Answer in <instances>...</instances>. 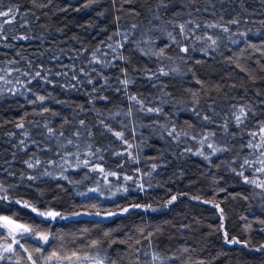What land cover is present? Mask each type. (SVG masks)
<instances>
[{
  "label": "trees",
  "instance_id": "trees-1",
  "mask_svg": "<svg viewBox=\"0 0 264 264\" xmlns=\"http://www.w3.org/2000/svg\"><path fill=\"white\" fill-rule=\"evenodd\" d=\"M165 2L169 4L167 9L157 8L159 0H37V5L46 7L33 5L31 0H0V10L19 6L21 13H29L26 27L20 28L22 18L18 17L15 24L5 27L8 39L0 41V64L18 61L13 67L21 70H27L28 61H31L33 70L42 64L46 69L51 68L53 73L62 70L61 64H76L77 68L84 67L94 75L88 67L92 51L101 46L102 52H107L108 43L123 40V35L113 36L118 30L122 34L131 33L130 42L119 50L126 60H113L109 52L107 60L111 64L108 67L101 70L99 65H93L108 77L110 87L100 93L107 96V100L96 99L88 103L86 93L91 91V85L65 90L33 81L29 87L35 94L51 93L53 97L46 100L44 106L59 113L58 116L46 113L41 117L34 114L41 110L40 105L29 103L35 99L31 92L20 88L23 94H10L5 90L0 95V183L7 188L8 196L13 201H28L39 210L51 209L66 214L103 213L119 211L134 204L151 205V208H132L128 213L108 219L77 217L41 223L40 218L28 208L6 201L0 205V215L33 225L38 231L52 232L54 238L45 246V255L54 249L79 248L82 254L98 251L101 256L107 257L105 264L111 261L136 264L137 254L133 249L141 248L149 253L148 257L141 255V261L150 260L151 254L156 252L163 258V264H264V249H261L264 245V191L246 184L243 177L237 175L244 158H255L250 156L251 150L242 145H247L251 139L248 133L257 130V122L264 121V0ZM156 14L160 16L159 21L152 19ZM189 19L201 24L196 34L208 32L214 38L220 36L215 51L209 50L205 55L200 50L204 45L191 38L185 42V46L189 47L186 55L179 53L175 45L166 50L171 60L149 58L136 49L134 42L146 29L173 31L170 21L184 22ZM232 19H239L240 24L228 25L229 33L204 27V23L222 21L227 24ZM133 24L138 25L136 30L131 29ZM240 32L246 34L240 36ZM233 33L237 34L232 36L237 41L235 44L228 38ZM25 34L31 35L32 39H11L12 35ZM152 35L155 38L154 50L169 43L168 37L158 31ZM110 36L112 41L108 39ZM41 37L44 39L41 40ZM84 49L87 51L83 52ZM76 53L81 55L74 59ZM53 54L59 55L60 61L51 59ZM160 67L170 74L149 79L148 75ZM122 69H126L127 78L132 81L126 92L117 91L118 80L124 78ZM172 69L178 71L173 72ZM17 77L18 74H13L10 79L15 83ZM52 79L60 84H65L67 80L66 77L55 76ZM94 83L100 88L104 81L96 79ZM129 95L145 101L147 107L162 108V113L140 112L139 105H136L131 118L123 115L131 103ZM197 99L199 104L194 107ZM57 100L67 103H56ZM209 104L219 113L211 123L202 119L205 115L212 116ZM238 104L251 105L255 116L250 115L242 129L233 124L229 133H225L218 125L230 115L229 108ZM78 105H82L84 111H80ZM115 113L121 114L112 119ZM21 118L23 130L16 128ZM46 119L58 132L63 131L66 137L76 131L78 125L64 124L65 119L85 120L93 136L88 138L84 135L80 143H91L94 148L102 149L101 166L108 172L115 171L117 175L108 176L106 182L99 172L76 168L74 159L68 161L73 166L63 170L67 179L61 178L60 168L46 163L39 169H27L23 161L33 154L45 162H61L57 141L54 138L45 139V135L41 134L42 127L37 126L43 125ZM100 119H104L115 131L127 125L125 138L139 146L131 149L137 160L113 154L123 151L124 146L109 133L101 135L102 128L97 123ZM133 127L136 128L135 139L131 131ZM172 127L188 135L174 140L167 135V130ZM23 131L30 133L26 150L19 147V142L25 139ZM205 132L216 133L208 143L226 146L230 151L211 155V150L200 144ZM9 133L15 135L10 137ZM233 133L235 138L231 135ZM198 151H202L203 156L195 154ZM153 163L158 167L144 181V191L138 190L132 180L123 179L124 176L135 178L137 169L141 173L151 171ZM233 168L235 172L231 170ZM45 170L53 175L40 176ZM8 172L14 175H8ZM28 175L40 178L28 180ZM244 175L254 178L251 169H245ZM9 185L13 187L9 188ZM92 188L98 191L88 192ZM82 192L87 196L79 195ZM172 196L177 199L168 204ZM220 210H223V219ZM105 233L109 235L105 236ZM149 233H152L149 237L151 249L145 239ZM225 233L228 240L235 238L240 243H227ZM92 240L100 241L98 249L87 247ZM137 240L141 243L136 244ZM22 243L29 251L37 246L31 239ZM17 259L13 255L11 261H0V264H16ZM156 264H161V261Z\"/></svg>",
  "mask_w": 264,
  "mask_h": 264
},
{
  "label": "snow or ice",
  "instance_id": "snow-or-ice-1",
  "mask_svg": "<svg viewBox=\"0 0 264 264\" xmlns=\"http://www.w3.org/2000/svg\"><path fill=\"white\" fill-rule=\"evenodd\" d=\"M125 2H128V0H125ZM190 2H195V0H190ZM31 3L33 5H37V0H31ZM39 7H46V5H37ZM169 6L168 3L165 2V0H159V3L157 5V8H165L167 9ZM2 8V6H0ZM151 11V9H149ZM196 11H200V9H196ZM204 11H207V9H204ZM28 12L21 13L19 10V6H12L8 7L7 10H0V41H5L8 39V36L5 34V27L8 25H13L17 22V18H22V23H20V28H24L28 25L29 21L26 19L28 16ZM138 15V13H136ZM176 15H180L177 13ZM38 19V17H37ZM119 19V17H117ZM153 20L159 21L160 16L158 14L154 15L152 17ZM170 24H172L173 31H165L164 28L156 29V28H149L146 29L144 34H142L141 38L136 40L135 47L138 51H140L143 55L151 57H156L158 60H171L172 58L167 56L166 50L172 46L175 45L178 48L179 53L187 54L189 52V47L185 46V42L188 41L190 38L202 42L204 45L200 50L204 52L205 55L209 53V50L215 51L218 47V41L220 39V36H216L214 38L213 35L209 34L208 32H205L204 36H198L196 35V31L201 27V24L198 21L194 20H185L184 22H173L170 21ZM264 23V22H262ZM149 24L151 25V20L149 21ZM240 20L239 19H232L228 21L227 24H224L221 22H212V23H204V27L206 29H218L220 33H229L230 28L228 25H239ZM138 28V25L133 24L131 25L132 30H136ZM178 30V31H177ZM159 32L162 35H166L168 37L169 43L165 44L163 48H160L159 50H154L155 46V38L152 35L153 32ZM246 33L240 32L238 35L244 36ZM123 35V40H117L115 44L108 43L107 44V52H102L101 46H97L94 51H92L90 59L88 61V67L91 68V73L94 75H91L88 71L85 70L84 67L77 68L76 64L72 65H63L61 64L60 71H56L53 73V70L51 68H44V66L38 65L35 70H33V66L31 61H28V68L27 70H21L19 67H13V65L17 64L18 61H8L6 64H0V95L4 93L5 90H7L10 94H23L20 92V88H23L26 92H31L35 99L29 101V103L33 104H39L41 107V110L39 112L34 113L35 115H39L41 117H44L45 114H50L51 116H58L59 113L51 111L48 107L44 106V102L46 100L53 99L51 93L48 95H37L33 92V90L29 87L33 81H40L43 84H49L53 87H61L65 90H74L77 89L85 84L91 85V91L86 93L89 96L88 103H93L96 99L101 100H107V96L100 95V93L105 89L110 87L108 83V77L103 76L102 71H98L93 65H99L100 69L102 70L105 67H108L111 64V61L107 60V56L109 52L112 54L113 60H126L127 58L124 57L122 54H119V50L122 49L125 45V43L130 42V32L121 33L119 30L113 34L115 37H119ZM237 35L236 33H233L228 38L231 40L233 44H235L237 41L235 39H232V36ZM11 39L13 40H29L32 39V36L29 34L25 35H12ZM41 40L44 38L41 37ZM109 41L113 40V37L108 38ZM104 42H101V45H103ZM11 47V45H8ZM83 52H86L87 50H82ZM67 53H65L66 55ZM43 55V54H41ZM81 55V53H76L73 57L78 58ZM103 57V58H102ZM183 59V56L180 57ZM23 59V57H22ZM51 59L60 61V56L53 54ZM124 73V78L119 79V88H117V91L124 90L127 91L128 85L132 83L130 79L127 78V71L126 69L121 70ZM173 72H177L178 69H172ZM71 73V75H70ZM13 74H18V77L13 82L10 77L13 76ZM170 73L169 71H166L164 67H160L156 72H151L150 75H148L149 79L153 78H159L160 76H168ZM147 75V72H146ZM66 77L67 80L65 84H60L58 81H54L52 77ZM19 77H23L24 79H20ZM81 77H84V79H81ZM96 79H102L104 83L100 86V88L96 87V84L94 81ZM74 82V83H73ZM19 85V87H17ZM4 86H10L5 89ZM165 95H168L165 93ZM129 101L131 102L128 108V111L126 113H123V115L128 116L131 118L134 114L135 106L139 105V111L144 113H156L161 114L162 108L160 107H147L146 102L138 99L135 95H129L128 97ZM56 103H67L66 101H59L57 100ZM199 104V100L197 99L194 103L195 105ZM80 111H84V108L82 105L77 106ZM209 110L212 112V116L205 115L202 117V119L208 123H211L213 120V117L219 116V113L215 112L213 106L211 104L208 105ZM98 111V110H97ZM229 116H226L224 119V122L218 127L225 133H229V127L230 125H235L237 129H242L245 125V122L249 120V116H255V112L253 111V108L251 105L248 104H238L233 105L229 108ZM121 113H115L112 115V119H115L116 115H120ZM198 118L199 114L197 113ZM23 118H21V122L16 124V128L23 130L24 129V123L22 122ZM98 125L102 128L101 135H104L105 133H109L112 136L115 137L117 141H119L123 146V151L115 152L114 155L117 156H124L126 155L130 160H137L138 157L133 155V152L131 149L134 147H139L138 145H134L133 143H130L125 138V131H127V125H122V128L120 131H115L111 125L105 122L104 119H100L97 121ZM64 124H73L78 125V128L76 131H73L70 133L69 136H65V133L63 131H57L56 128L51 126L50 120H45L43 125L37 124L38 127H42L43 132L42 135H45V139L51 140L55 139L57 141V149L58 154L60 155V163H57L54 160H49L47 162L40 160L39 158L35 157V154L33 156H30L27 160L23 161L24 165L27 169H39L41 166H43L45 163L53 168H60L61 169V178L67 179L66 176H63V170L65 167H72L73 165L69 164L68 161L70 159H74L76 161L75 167L76 168H87L89 172H99L104 180L108 181V176H116L117 173L115 171L108 172L106 171L102 166L101 162L103 160V157L100 155L102 149L100 148H94L91 143H80L84 135H87L88 138H92L93 132L91 128H88L85 120H78V121H69L67 119L64 120ZM161 127H163L161 125ZM257 130L256 131H250L248 135L251 137L249 139L247 145H242V147H247L250 149V156H254V159L251 158H244L243 162L240 163V169L237 173V175L243 177V180L246 184H250L255 186L256 188L261 189L264 191V121H258L257 122ZM86 130V131H81ZM132 136L133 139H135L136 136V128H132ZM10 137L15 135V133H9ZM22 135L25 137L24 140H21L19 142V147L22 149L27 148V142L30 139V133L28 131H23ZM167 135L171 137L174 140H179L181 135L187 136L188 133H180L177 131L176 127H172L170 130H167ZM216 135L215 132L212 133H203V138L200 140V144L202 146L206 145L208 149L211 150V155H215L218 152H228L230 149L226 146L224 147H218L214 143H208V140L210 138H214ZM233 138H235V134H231ZM195 139V137H193ZM33 144H36V141H32ZM13 147H17V145H13ZM70 148H75V151H70ZM50 150V149H47ZM186 151H191V149H187ZM197 155H202V151H198L195 153ZM15 156V154H13ZM155 159V158H154ZM205 159H208V157H205ZM158 165L156 163H153L151 165V171L149 172H143L141 173L139 169H137L138 175L134 178L133 176H124L123 179L128 181L132 180L134 183L137 184L138 190L144 191L145 189V183L144 181L151 177L152 172H155ZM245 169H251L254 173V178H249L248 176L244 175ZM233 172H235V168L231 169ZM8 175H14L12 172H8ZM23 178V173L21 174ZM53 173L51 171L45 170L42 173H40V176H52ZM39 176L34 175H28V180H37L39 179ZM149 186L151 184L149 183ZM9 188L13 187L12 185L8 186ZM126 190V189H125ZM97 188L89 189L88 192L95 193L97 192ZM0 193H3V195H0V205L4 204V202H8L9 204H19L23 208H29L31 212L35 213L38 218H40L41 223H49L50 221H56V220H64L68 219L69 216L77 217L81 215H95L97 217H101L102 219H108L117 215H123L125 213H128L132 208H141V207H147L151 208V205L142 206L139 204H134L129 207H125L120 209L119 211H108V212H95V213H87V212H73L68 215H64L61 212L54 211V210H48V211H39L35 206L31 205L28 201H20V200H11V198L7 194V188L0 183ZM81 196H87V193H79ZM177 199L176 196H172L171 199L167 202L168 204H171L173 201ZM216 207L219 209V205H216ZM221 211V219H223V210ZM140 232L143 233V229H140ZM105 236H108L109 233H105ZM152 236V233L148 234V237H145L146 240H148V248H152L151 240L149 237ZM54 238V234L50 231H38L37 228L33 225L26 224V223H19L17 219H14L11 216L8 215H0V261H11L12 256L16 255L18 259L16 260V264H22V262H25V264H105V261L107 259L106 256H101L99 252H95L94 254L89 252H83L79 248H72L71 250L67 248H61V249H54L51 252H49L47 255L44 254L45 246L50 243V241ZM33 240L36 243V247L33 251H29V248L25 246V243H22V241L27 240ZM225 241L227 243H240L239 240H236L233 238L232 240H228L227 233H225ZM136 244H140L141 241L137 240L135 241ZM100 245V241L98 240H92L87 247L89 249H98ZM245 246H247V243H245ZM131 247V245H130ZM261 249H264V245H261ZM260 250V249H257ZM133 251L137 254L136 255V264H156L157 261H161V264H163V258L156 252H153L151 254L150 260H143L141 261V255L144 257H148L149 253L147 251H142L141 248H134ZM184 251H187V249H184ZM35 254V255H34ZM169 259H174V257H170ZM110 264H116L115 261H111Z\"/></svg>",
  "mask_w": 264,
  "mask_h": 264
},
{
  "label": "rangeland",
  "instance_id": "rangeland-1",
  "mask_svg": "<svg viewBox=\"0 0 264 264\" xmlns=\"http://www.w3.org/2000/svg\"><path fill=\"white\" fill-rule=\"evenodd\" d=\"M196 33H197V31H196ZM195 33V34H196ZM196 35H198V36H204L205 35V33L204 34H196ZM195 41V40H194ZM196 43H202V42H198V41H195ZM198 45V44H197ZM200 48V47H199ZM29 209V208H28ZM30 210V209H29ZM39 210V209H38ZM48 210H50V209H48ZM48 210H39V211H48ZM88 213V212H87ZM35 214V213H34ZM62 214H64V215H68V214H66V213H62ZM36 215V214H35ZM77 217H95V215H81V216H77ZM77 217H72V216H69V218H77ZM68 218V219H69ZM64 220H66V219H64Z\"/></svg>",
  "mask_w": 264,
  "mask_h": 264
},
{
  "label": "water",
  "instance_id": "water-1",
  "mask_svg": "<svg viewBox=\"0 0 264 264\" xmlns=\"http://www.w3.org/2000/svg\"><path fill=\"white\" fill-rule=\"evenodd\" d=\"M19 222V221H18ZM20 223V222H19Z\"/></svg>",
  "mask_w": 264,
  "mask_h": 264
}]
</instances>
